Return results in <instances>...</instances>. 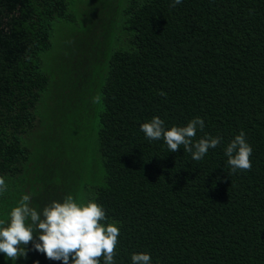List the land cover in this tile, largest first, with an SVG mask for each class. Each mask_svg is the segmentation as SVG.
<instances>
[{"label": "trees", "instance_id": "1", "mask_svg": "<svg viewBox=\"0 0 264 264\" xmlns=\"http://www.w3.org/2000/svg\"><path fill=\"white\" fill-rule=\"evenodd\" d=\"M171 2L91 0L57 54L66 82L50 87L39 54L53 20H72L67 1L0 0V219L25 194L37 211L70 194L117 222L114 264L133 253L150 264H264V0ZM47 97L57 100L37 116ZM153 116L166 130L200 117L195 139L222 142L199 161L170 152L140 131ZM241 131L252 167L233 173L224 148ZM93 165L98 184L84 180ZM28 249L16 261L0 253V264H61Z\"/></svg>", "mask_w": 264, "mask_h": 264}, {"label": "clouds", "instance_id": "2", "mask_svg": "<svg viewBox=\"0 0 264 264\" xmlns=\"http://www.w3.org/2000/svg\"><path fill=\"white\" fill-rule=\"evenodd\" d=\"M182 2L172 0L170 7L175 8ZM94 99L99 102V97ZM139 127L147 139H162L170 152L182 147L194 161L203 159L209 149L217 148L222 142L220 136L195 139L197 129L204 127L200 117L189 120L186 126L166 130L164 121L153 116L150 122ZM224 155L233 173L251 170L252 148L243 131L226 145ZM6 190V182L0 177V193ZM30 202V194L23 195L7 218L0 219V253L9 260L27 259L31 245L32 250L61 264H100L101 257L104 264H114L120 231L116 221L106 223L102 206L93 201L77 202L70 194L62 202L52 201L40 211L30 206ZM150 261L148 253L131 254L132 264H150Z\"/></svg>", "mask_w": 264, "mask_h": 264}, {"label": "rangeland", "instance_id": "3", "mask_svg": "<svg viewBox=\"0 0 264 264\" xmlns=\"http://www.w3.org/2000/svg\"><path fill=\"white\" fill-rule=\"evenodd\" d=\"M67 1V8H68V12L71 13L72 15V20L69 22H64L60 19H54L52 22V31H51V36H50V42H51V47L46 50L43 51L39 54V60H40V70L47 75L48 78V85H50V87H52L53 84H56L57 79L60 78L59 83H61V85H64L66 80L63 78V71L66 69V66L64 64V62H59L60 60L57 59V54L59 56V50H60V45L64 39V37L69 38L72 35V31L73 35L78 34V32H80L81 30V26L83 25V13L85 12L84 10L90 8L88 7V5L90 4L91 0H66ZM102 2H109L111 0H101ZM124 1L126 0H119L120 3L124 4ZM120 8V7H119ZM107 11V10H106ZM115 35V34H114ZM75 37V36H74ZM72 37V38H74ZM91 39H88L87 42L88 44L90 43ZM106 43L112 42L115 44L116 41H114V36H111V33L109 31V33L107 34L106 39L104 40ZM104 42V43H105ZM93 43H97L96 40L93 41ZM83 45L86 44V41L84 40L82 42ZM72 45V44H71ZM73 46V45H72ZM62 64V66H61ZM51 97V95H50ZM50 97H47L45 99V101H43V99L40 101V103H38L37 106V116H39V114H44L45 117L48 116L49 111V106L51 103L52 107L55 104L56 100H51ZM45 106V111L44 108L41 107ZM80 106H74L73 110L74 115H73V119H75V115L76 112L77 114L80 113L81 109H79ZM79 109V110H78ZM44 111L43 113H40V111ZM39 111V112H38ZM94 116L89 117L88 119L85 120V123L87 122V126H92V123L94 121V119L92 118ZM92 132L91 127L88 128V130L86 131V133L83 135L84 141V149L83 151L80 152L81 155L85 156L84 158V162L86 164V166H90L92 164V159H93V148H92V143H91V139L92 137H90V133ZM81 134L80 136H78V140H81L82 137ZM29 137V136H28ZM87 139H88V143H87ZM29 144L32 143V139L31 136L29 137ZM101 173H100V169L97 165H93V167L91 166L90 170L88 172L85 173L84 175V180H88L90 183L92 184H98L99 183V179H100Z\"/></svg>", "mask_w": 264, "mask_h": 264}]
</instances>
